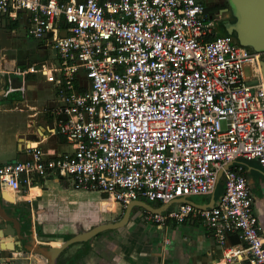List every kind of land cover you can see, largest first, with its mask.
Here are the masks:
<instances>
[{"label": "built area", "instance_id": "obj_1", "mask_svg": "<svg viewBox=\"0 0 264 264\" xmlns=\"http://www.w3.org/2000/svg\"><path fill=\"white\" fill-rule=\"evenodd\" d=\"M20 11L29 14L28 34L59 58L56 131L71 149L49 156L32 146L29 158L0 165V188L70 177L126 208L212 196L223 180L211 207L177 202L144 209L143 218L157 226L198 218L224 246L231 233L243 240L241 250L225 246L228 260L264 264V234L238 162L264 168V52L219 34L199 0H0V15ZM14 261L0 246V264Z\"/></svg>", "mask_w": 264, "mask_h": 264}, {"label": "crops", "instance_id": "obj_2", "mask_svg": "<svg viewBox=\"0 0 264 264\" xmlns=\"http://www.w3.org/2000/svg\"><path fill=\"white\" fill-rule=\"evenodd\" d=\"M28 21L26 11L17 18L0 15V165L29 158L34 145L49 156L71 149L56 131L59 58L52 45L28 34ZM24 36L34 41L25 42ZM34 64L39 69L44 64L46 71L18 73ZM242 164L264 234V168L257 161ZM204 198L190 197L200 205L211 200ZM141 201L155 210L164 207ZM144 209L139 203L124 208L106 194L76 188L70 177H36L16 191L0 188L1 253L15 256L14 264H250L225 257L226 245L235 250L245 246L237 233L224 246L198 218L157 226L144 220ZM86 233L91 234L87 239L62 247Z\"/></svg>", "mask_w": 264, "mask_h": 264}, {"label": "water", "instance_id": "obj_3", "mask_svg": "<svg viewBox=\"0 0 264 264\" xmlns=\"http://www.w3.org/2000/svg\"><path fill=\"white\" fill-rule=\"evenodd\" d=\"M232 13L235 18L234 21L231 19H222L220 23V28L225 30L229 34L235 35V38L238 42L244 46L251 48L257 52H264V0H228ZM262 67V76L264 80V57L261 60ZM5 192V191H4ZM4 196L7 194L4 193ZM190 202L196 206L200 207H211L216 203L215 194L211 196V200L209 203L200 205L198 203L193 202L188 197L177 198L173 202L164 204L162 210H166L171 204L177 202ZM132 203H139L145 206L146 209L154 210L147 203L142 201H135ZM131 203V204H132ZM129 204V206L131 205ZM156 210H159L156 209ZM129 215V212L128 214ZM5 225V224H4ZM96 231V230H95ZM91 234L86 233L77 238H71L66 241L62 247H66L72 242H75L79 239H87ZM60 248H58L53 254H51L52 259H55V254L58 252Z\"/></svg>", "mask_w": 264, "mask_h": 264}, {"label": "flooded vegetation", "instance_id": "obj_4", "mask_svg": "<svg viewBox=\"0 0 264 264\" xmlns=\"http://www.w3.org/2000/svg\"><path fill=\"white\" fill-rule=\"evenodd\" d=\"M201 1L208 13L212 14L217 19V28H220L222 19H233L232 8L228 0H199ZM56 244V243H53Z\"/></svg>", "mask_w": 264, "mask_h": 264}, {"label": "rangeland", "instance_id": "obj_5", "mask_svg": "<svg viewBox=\"0 0 264 264\" xmlns=\"http://www.w3.org/2000/svg\"><path fill=\"white\" fill-rule=\"evenodd\" d=\"M219 34H224V31H223V30H220V31H219ZM24 38H25V40H26L25 42H28V43H31L32 41H34V40L31 41V39H30L29 37H27V36H24ZM25 42H24V43H25ZM36 42H37V41H36ZM66 148H67V147H66ZM238 162H239V163H243V162H244V164H248V163H250V161L245 160V159H239ZM251 162H252V163H255L254 160H252ZM223 187H224V184H223V182H222V183H220L219 186H218L217 193H216V196H217V197L220 196V194L222 193V191H223ZM191 198L194 199V200H197V201H204V200H207V198H204V196H199V195H197V196H192Z\"/></svg>", "mask_w": 264, "mask_h": 264}, {"label": "trees", "instance_id": "obj_6", "mask_svg": "<svg viewBox=\"0 0 264 264\" xmlns=\"http://www.w3.org/2000/svg\"><path fill=\"white\" fill-rule=\"evenodd\" d=\"M234 20H235V18L232 19V21H234ZM222 30H223V29H222ZM223 31H224V34H229V33H227L225 30H223ZM234 36H235V35H234ZM221 181H222V180H220V183H222ZM220 183H219V184H220Z\"/></svg>", "mask_w": 264, "mask_h": 264}, {"label": "bare ground", "instance_id": "obj_7", "mask_svg": "<svg viewBox=\"0 0 264 264\" xmlns=\"http://www.w3.org/2000/svg\"><path fill=\"white\" fill-rule=\"evenodd\" d=\"M260 71H261V73H262V67L260 68Z\"/></svg>", "mask_w": 264, "mask_h": 264}]
</instances>
